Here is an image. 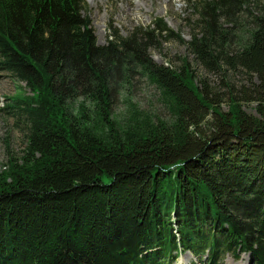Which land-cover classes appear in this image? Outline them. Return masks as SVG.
Wrapping results in <instances>:
<instances>
[{
    "label": "trees",
    "instance_id": "trees-1",
    "mask_svg": "<svg viewBox=\"0 0 264 264\" xmlns=\"http://www.w3.org/2000/svg\"><path fill=\"white\" fill-rule=\"evenodd\" d=\"M262 2L188 3L186 47L219 78L221 99L185 60L148 56L179 39L163 19L100 46L85 0H0V73L24 85L3 111L25 131L23 155L0 171V264H174L185 253L264 264ZM133 73L168 119L129 99L116 118ZM252 103L255 115L242 109Z\"/></svg>",
    "mask_w": 264,
    "mask_h": 264
},
{
    "label": "rangeland",
    "instance_id": "rangeland-1",
    "mask_svg": "<svg viewBox=\"0 0 264 264\" xmlns=\"http://www.w3.org/2000/svg\"><path fill=\"white\" fill-rule=\"evenodd\" d=\"M196 0H85L87 15L90 19L97 44L107 43L110 34L115 32L119 37H126L135 30H144L155 19H163L167 28L179 36V39L169 41L160 40L158 45L151 47L148 56L156 64L170 65L179 68L185 60L194 73L196 81L204 82L210 96H221L225 99V90L220 80L200 65L188 51L186 42L192 36L195 11L188 6ZM247 11L254 9L259 0H246ZM264 4V2H262ZM241 28L249 29L251 21L241 16ZM241 25V24H240ZM233 39V49L239 44ZM230 81L239 87L244 79L240 75L227 74ZM19 86L14 80L0 73V171L5 169L10 160H17L25 149V131L23 126L3 111L10 103L8 100L19 94ZM220 98V97H219ZM130 100L139 110L150 116L168 119L169 114L159 100V94L154 85H151L138 73L130 76L129 83L122 92L114 96L113 114L122 119L127 110V100ZM223 100L221 109L227 106ZM255 103L244 105L242 109L255 115ZM174 264H199L190 254L185 253L177 258ZM220 264H251L249 256L242 254L238 259L226 256Z\"/></svg>",
    "mask_w": 264,
    "mask_h": 264
}]
</instances>
